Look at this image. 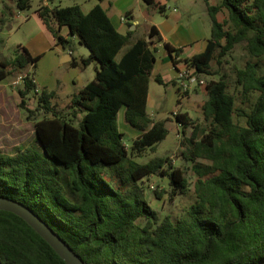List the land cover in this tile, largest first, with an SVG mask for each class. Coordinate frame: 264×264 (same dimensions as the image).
Returning <instances> with one entry per match:
<instances>
[{
  "label": "trees",
  "instance_id": "obj_1",
  "mask_svg": "<svg viewBox=\"0 0 264 264\" xmlns=\"http://www.w3.org/2000/svg\"><path fill=\"white\" fill-rule=\"evenodd\" d=\"M13 1L31 6V0ZM210 1L204 0L211 20L205 48L183 59L193 75L210 77L202 118L173 113L192 180L168 156L134 159L168 133L166 118L147 112L156 27L143 36L120 32L100 3L88 11L79 4L37 9L57 43L77 52L70 38L76 36L91 48L88 56L77 52L80 61L73 56L72 64L98 65L62 112L52 102L56 91L38 89L29 71L22 76L19 108L27 117L44 115L34 122L35 145L0 152V196L32 209L85 264H264V0ZM62 26L70 37L60 33ZM241 42L246 61L228 64ZM164 47L176 63L180 48ZM39 57L17 44L11 59H0V80ZM155 80L164 83L159 75ZM32 92L33 109L27 105ZM122 108L124 121L139 131L130 148L118 126ZM153 174L168 178V190L153 188L158 197L192 192L194 200L178 217H160L150 205L143 179ZM0 264L67 263L24 219L0 209Z\"/></svg>",
  "mask_w": 264,
  "mask_h": 264
},
{
  "label": "rangeland",
  "instance_id": "obj_2",
  "mask_svg": "<svg viewBox=\"0 0 264 264\" xmlns=\"http://www.w3.org/2000/svg\"><path fill=\"white\" fill-rule=\"evenodd\" d=\"M3 1L7 4V8H3ZM48 1V0H47ZM116 0H104L102 5L106 7L108 3L115 2ZM49 2V1H48ZM220 0H211V3H219ZM41 0H31V6L29 8L21 9L18 8L13 0H0V10L5 16V20L0 22V59L7 58L11 59L14 54V49L17 44L25 45L29 47L32 43V39L36 36L39 38L41 32L40 26L37 23L36 15ZM100 3V0H52L49 4L67 6L73 4H79L83 11H88L93 5ZM172 0L169 1V4ZM12 10V12L10 11ZM134 10L137 17L140 19L142 27L136 31L137 35H145L146 31L143 30L147 23L144 16L140 12L138 4H135ZM145 15V14H144ZM220 18H225L226 13L219 12ZM208 23L207 20H203V23ZM127 30L126 25H123L120 29L121 32ZM144 31V32H143ZM72 37V36H71ZM70 37V38H71ZM72 39V38H71ZM244 42L238 43L227 55L228 64H236L242 66L246 61V55L243 48ZM65 48V47H64ZM126 48L124 46L121 51ZM165 51L163 45H158V49L155 52L157 58L162 55ZM262 64L264 66V56L262 57ZM77 69H72V65L69 63L61 62L58 60L57 54L51 51L46 54L41 60L37 61L36 65H30L27 69H13L11 74L5 81L0 82V152L5 154H12L18 148H24L30 145H35V134H34V122L40 119L44 113L42 111H35L33 115L27 117L26 111L20 109L18 103L20 96L18 89L21 88L22 81L18 84L12 82L19 76H23L26 71H29L38 82V87H45L48 90L56 91V96L52 99L56 111L62 112L69 110L68 104L70 102L71 94L78 88L82 83H86L89 79L93 78L95 67L98 65L96 60H93L88 65L78 64ZM227 65V63L225 64ZM187 76H183V80L189 79L193 74L184 68ZM78 71L79 83L77 85L66 83V77H72ZM195 77L196 85L191 87L190 91L198 93L197 108L198 111L190 110L192 118L200 120L202 118V104L207 98L205 90V82L210 78L207 75L199 74L193 75ZM149 94L150 100L148 101L147 111L152 116H157L158 119L166 118V127L168 133L166 137L156 144L155 150L147 149L143 154L134 156L137 162H146L150 158L155 156H168L171 158L174 166L179 167L185 171L186 176L189 180L193 179L190 162L184 160L180 155V138L182 136L181 126L175 120L173 111L183 110L182 106H179L174 99L170 86H166L164 83H159L155 80V74L151 75L149 81ZM185 95V94H184ZM36 94L33 92L27 96V105L30 108L36 106ZM196 103L185 105L189 107H195ZM166 113V116L161 113ZM188 113V112H187ZM120 114V113H119ZM121 117L119 118V127H122ZM190 128L186 129L188 134ZM124 142L127 148H130L133 135L129 131L124 132ZM143 184L147 188L146 195L150 205L156 209L162 217L165 214H169L173 217H178L180 214L185 212L186 208L194 200L192 192L187 195H177L173 199H169L167 191L162 192L161 197L156 194L150 188L152 184L157 190H168V178L159 174H153L143 179Z\"/></svg>",
  "mask_w": 264,
  "mask_h": 264
},
{
  "label": "crops",
  "instance_id": "obj_3",
  "mask_svg": "<svg viewBox=\"0 0 264 264\" xmlns=\"http://www.w3.org/2000/svg\"><path fill=\"white\" fill-rule=\"evenodd\" d=\"M103 1L104 0H100V5L104 9H106L108 16L119 31L123 25H126L127 29H135L136 31L139 29V27H142L140 19L137 17L136 12L134 10L135 4H138L140 12L142 13L147 22L143 27V30H145L147 33L149 27L151 25H154L157 31L159 32L160 40H157L152 44V46H155L156 51L158 49V45L164 46V43L166 42H168L174 48H180V51L178 52V55L175 59L177 60L176 63L173 62L171 54H169L166 49L164 52H162V55L159 58H157L155 54L156 60L151 75H159L165 85L171 87L176 103L184 108L180 111H178L177 109L173 111V113L177 111L188 112V114L192 116L190 110H199L197 108V103H199V94L196 92L194 93L188 89L194 87V85H196L195 82L197 80H192L191 82L189 80H185L189 82L188 89L185 90V95L183 94L181 97H179L178 95L181 91L180 81L181 79L183 80V77H180V72L186 67L183 59L203 51L206 45L207 38L210 35L211 20L207 12L204 0H172L171 4H169L170 0H156L157 2H159V4L164 6V9L162 11H159L156 8L149 7V5L144 0H116L115 2L108 3L106 7L102 5ZM41 4L45 5L49 3L47 0H41L40 5ZM3 8H7V4L4 3V1ZM10 11L12 12V10ZM127 11L130 12L129 16L125 15ZM34 14L36 15L35 18L37 20L38 25L40 26L41 32L39 34V38L36 36L32 39V43L29 44V47L26 46L29 52L32 55H40L38 60H41L46 57V54H49L51 53V51H53L57 54L58 60L61 59V62L69 63L70 65H72V69H77V67L79 66V62L75 65L71 63V60L73 56H75L77 58V61H80V57L77 54L78 49L76 50L77 52H71L69 49L64 48L61 44L57 43L49 29L43 22L41 16L39 15V12H34ZM207 19L208 23H203V20ZM4 20L5 16L0 10V22ZM129 23H131L132 25H129ZM60 33L66 38L70 37L68 35L67 26H62L60 28ZM137 36H140V34ZM71 38L76 48H78L80 44L77 43V37L72 36ZM70 55L72 56L71 58L69 57ZM36 64L37 62L35 63V65ZM78 75L79 74L77 71L76 74L72 77H66V83H72L74 85H77L79 83V80H76V78H78ZM7 78L8 76L0 80V82L5 81ZM33 78L37 83V88H41L38 87V82L35 77ZM88 81H86V83ZM84 84L82 83L80 87H82ZM80 87H78L74 92L78 91ZM56 94L57 93H55V96ZM149 100L150 94L148 87L147 105ZM193 103H196L195 107H191L190 105L189 107L185 106L188 104L193 105ZM119 113L118 126L120 117L123 123L122 127H119V129L122 132L129 131L130 133H132L133 138L136 137L139 134V131H137L124 121V109L122 108ZM161 114H164L166 116V113L164 112Z\"/></svg>",
  "mask_w": 264,
  "mask_h": 264
},
{
  "label": "water",
  "instance_id": "obj_4",
  "mask_svg": "<svg viewBox=\"0 0 264 264\" xmlns=\"http://www.w3.org/2000/svg\"><path fill=\"white\" fill-rule=\"evenodd\" d=\"M77 49L79 53L85 56L92 53L91 48L87 45H80ZM69 57L71 58L72 56L70 55ZM154 118L158 120L156 115ZM0 209L13 212L24 219L54 248V250L67 264H85L82 259L71 250L69 245L25 204L9 197L0 196Z\"/></svg>",
  "mask_w": 264,
  "mask_h": 264
},
{
  "label": "built area",
  "instance_id": "obj_5",
  "mask_svg": "<svg viewBox=\"0 0 264 264\" xmlns=\"http://www.w3.org/2000/svg\"><path fill=\"white\" fill-rule=\"evenodd\" d=\"M186 69L189 71V68H186ZM184 75L187 76L185 70H182V71L180 72V77L182 78ZM187 80H189V81L191 82L192 80H195V77L192 75V76H190L189 79H187ZM21 81H23V77H22V76H19V77H18L17 79H15L12 83H13V84H18V83L21 82ZM188 84H189V82L184 81V80L181 79V81H180L181 91L179 92V95H178L179 97H181V96L184 94L185 90L188 89ZM150 188L153 189L154 186L151 184V185H150Z\"/></svg>",
  "mask_w": 264,
  "mask_h": 264
}]
</instances>
